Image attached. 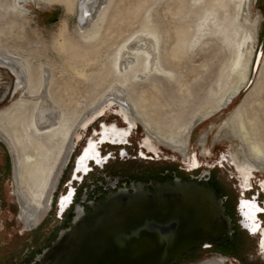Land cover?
I'll list each match as a JSON object with an SVG mask.
<instances>
[{"label": "rangeland", "instance_id": "374dc122", "mask_svg": "<svg viewBox=\"0 0 264 264\" xmlns=\"http://www.w3.org/2000/svg\"><path fill=\"white\" fill-rule=\"evenodd\" d=\"M13 1L0 0V48L28 60L35 89L30 96L25 88L14 94L16 77L0 67V112L7 111L1 124L12 134L15 144L8 146L0 139V264H16L23 254L46 245V230L51 232L57 225L47 217L50 214L29 226L20 219L14 179L17 162L25 178L29 169L25 168V158L33 157L35 174L27 178L26 191L37 205L49 194L60 172L66 150H59L62 142L74 132L81 133L84 127H78L79 121L90 118L98 99L112 86L123 85L115 60L121 58L126 44L130 48L138 45L146 30L156 34V58L172 77L151 75L141 83L130 77L124 90L152 123L161 129L168 125V132L188 134L189 138L186 158L153 143L161 149L157 153L163 160L152 165L183 171V162L189 165V158L192 162L195 156L200 164L215 165L219 161L234 173L231 157L236 154L242 160V151L240 143L223 131V125L237 110L252 141L264 150V0H103L99 28L90 30L87 36L82 35L78 24L80 0H16L20 5L15 1V7ZM234 27L238 34L230 41L228 32ZM261 45L262 54L252 75ZM136 58L133 71L140 72L144 56L138 53ZM43 66L51 73L50 97L62 113L64 127L49 133L36 131L33 125L34 111L39 107L37 96L42 92L38 81ZM247 71V85L229 107L190 130L194 120L215 107L239 83V74ZM117 114L121 116L117 105H113L99 122L120 125ZM133 128L138 129L133 138L144 140L141 126ZM205 133L206 144L201 147L199 138ZM143 164H139V171ZM230 169L211 172L233 188L235 179H231ZM253 175L261 185L264 183V173L256 171ZM224 250H214V254L196 250L182 264L223 258L219 252ZM244 255V262L258 264L252 252ZM224 258L225 264H235L233 259L227 262Z\"/></svg>", "mask_w": 264, "mask_h": 264}, {"label": "flooded vegetation", "instance_id": "af4514ba", "mask_svg": "<svg viewBox=\"0 0 264 264\" xmlns=\"http://www.w3.org/2000/svg\"><path fill=\"white\" fill-rule=\"evenodd\" d=\"M11 73L16 77L15 73L12 71ZM18 91L15 82L14 94ZM110 108L90 116L82 126L84 128L80 129L81 133H77V138H74L71 153L60 171L46 213V215L50 214L47 217L57 224L54 227L52 223L51 232L46 230L48 243L30 254H23L22 261L16 264H39L36 258L51 247L60 232L70 228L79 214L87 213L91 206L98 205L111 194L119 190L132 192L131 188L138 185L154 193L156 186L172 184L177 179L182 183L194 182L211 188L217 200L223 204L225 214L231 220L232 230V235L224 238L220 244H211L207 248L201 245L192 249L184 254L177 264H182L196 250L214 254L212 252L217 249L226 250L219 252V255L226 257L227 262L233 259L235 264H248L244 262L242 255L246 254L244 257H247V254L252 252V256L259 260L257 263L264 264V250L260 247V242L264 241V211H256L250 207L255 204L257 208L264 209V185L257 182L254 177L256 171L252 172V178L245 179L240 176L241 173L237 169L233 173L228 166H221L219 161L215 165L203 162L200 164L195 156L191 158L192 162L189 158V165L183 162L184 172L178 167L169 170L170 168L152 165L163 160L157 153L161 149L157 150L152 146L154 148L152 151L145 141L146 138L135 140L133 137L138 129L133 128L126 114L119 110L121 116L117 114V117L121 121L120 125L99 122ZM95 125L97 128H93ZM89 131L90 133L87 134ZM90 144L95 145L94 150L89 147ZM85 152H88L89 156L82 159ZM95 153L99 155L95 156ZM231 160L235 168L236 160L233 156ZM141 163H144L143 170L139 171ZM216 168L230 169L233 176L231 179H235V187L231 188L211 172ZM69 193L71 198L66 201L65 197ZM253 224L259 226L255 233L252 232Z\"/></svg>", "mask_w": 264, "mask_h": 264}, {"label": "water", "instance_id": "95a60500", "mask_svg": "<svg viewBox=\"0 0 264 264\" xmlns=\"http://www.w3.org/2000/svg\"><path fill=\"white\" fill-rule=\"evenodd\" d=\"M131 189L119 190L79 214L36 262L176 264L188 251L220 244L232 235L231 220L211 188L177 179L156 186L154 193L140 185Z\"/></svg>", "mask_w": 264, "mask_h": 264}, {"label": "bare ground", "instance_id": "6f19581e", "mask_svg": "<svg viewBox=\"0 0 264 264\" xmlns=\"http://www.w3.org/2000/svg\"><path fill=\"white\" fill-rule=\"evenodd\" d=\"M15 1L16 0L13 1L14 2L13 6L15 7L16 3L17 6H19L20 4L17 1L15 3ZM102 1L103 0L79 1L78 24L80 30L82 31V35L87 36L90 33L89 32L90 30H94L96 27L99 28L98 26L101 23L100 20L101 12L103 11ZM237 34H238L237 29L235 27L232 28L228 32L229 40L234 41ZM141 35L144 36L145 38L138 40L137 42L138 45H135V47L130 48L128 44H126L123 47V51L119 55L121 56V58L119 57L115 60L114 65L116 71L118 72V77L122 78L123 80L122 81L123 85L128 82V78L130 77L136 78V81L140 83L151 75L170 77V78L172 77V75L169 72L165 71V69L162 68V66L158 61V58H156V52H157L156 34L153 31L146 30ZM238 47L239 45H237V49ZM138 53H141L144 56V58H142L143 60L142 70L140 72L133 71L134 65L139 59L136 58ZM0 67L6 68L8 70H11L13 73H15L17 77L16 90H21L22 88H25L29 96L34 92L33 89H35L34 88L35 81H33V75L31 73L30 64L26 58H23L5 49L0 48ZM49 72L46 67L44 66L40 67L39 70L40 79L38 82L41 85L40 90H42V92L37 96L39 107L36 109V111H34L35 116H33L34 117L33 125L34 128L37 129L36 131H39L40 129L48 130V132L46 133H49L50 131H57V129L59 128L60 129L64 128L62 127L63 126L62 113L60 115L58 109L54 106L50 97V87H51L52 78H51V73ZM249 75H250L249 71H247L246 74H239L238 76L240 77L239 83L238 84L236 83L237 85L235 87L229 89L225 93V95L218 101L215 107L199 115L192 123L190 130L191 128H193L192 130H195V128H199L204 123L212 119L213 116L215 117V115L219 111H223L227 109L231 104V102H233V100L240 95L242 89L247 85ZM123 85L119 87L112 86L105 93L103 97H101L100 99L97 100V102H95L94 106L90 110V115L93 116L99 112H102L103 110L108 109L113 105H117L119 110L129 117L133 126H136L137 124L141 126V128L144 131V135L146 136L145 141L152 151H154V148L152 146H154V144H159L161 147L168 148L169 151H172L176 154H180L181 156L186 157L188 154V141H189L188 134L184 136L183 134L180 133L168 132L167 131V129L169 128L168 125H166L163 129H161L160 127L152 123L147 113L141 112L142 110L139 109V106L131 100L130 96L125 92L124 90L125 88ZM5 115H7V111L0 112V139L4 141L8 146L13 144L15 147L14 141H12L11 139L12 134H10V132L6 130V128L3 127L1 124V120H3L2 117L3 116L5 117ZM87 119L88 117L84 119L81 118L79 121L80 125L78 127L79 128L82 127ZM13 120L12 123L15 122V120L14 121ZM223 129H224L223 131H226V135L227 134L231 135L235 140H237L240 143L243 159L242 160L238 159L236 154H233L236 160L235 169L240 171L241 173L240 176H243L245 179H250L253 177L252 172L254 171L257 172L261 171L262 173H264V150L260 147L259 144L252 141V139L250 138L249 134L246 131V125L244 123V119L240 110H237L236 113H234L232 117L224 123ZM75 133L76 132H74L72 137L67 138L65 141H63L62 143L64 144L61 143L62 145L60 146L59 150H62L63 148L64 150L65 149L66 150L61 159V166L59 167L60 168L59 171H62V168L64 167L65 163L69 158V155L73 147V143L77 138V135ZM206 139H207L206 133L201 135V137L199 138V145L201 147L205 146ZM16 158L18 159L17 155ZM32 160L33 157L30 158L28 156L25 158L26 161L25 168L29 167V169H26L28 170V173L26 174L28 176L25 177L26 179L24 178L23 175V173L25 174V172H23V169L20 166L19 161L17 162L19 167L16 164L17 167L15 168L14 171V179L16 181V196L18 199L19 210H20L19 217L28 226L30 222L38 223L43 218V216L46 215L48 206L50 204L49 203L50 198L54 193L56 183L60 174L59 172V174L57 173L56 176L54 177L56 181H53L52 188L50 189L49 194L45 198H43V200H41L40 203H37V205H35L34 201L32 200V194L26 191L27 188L29 189V184L27 182L29 176L31 177L32 175L34 176L35 174L34 167H36V164ZM225 262L226 260L223 256V258L218 257V259L207 261L204 264H225Z\"/></svg>", "mask_w": 264, "mask_h": 264}, {"label": "snow or ice", "instance_id": "6c2138e0", "mask_svg": "<svg viewBox=\"0 0 264 264\" xmlns=\"http://www.w3.org/2000/svg\"><path fill=\"white\" fill-rule=\"evenodd\" d=\"M89 147L91 149H93V150L95 149V145L94 144H90ZM98 155H99V153H95V156H98ZM88 156H89V153L88 152H85V155H84V157H82V159L88 158ZM70 198H71V193H69V195L67 197H65V200L66 201L67 200H70ZM250 207L253 208V209H255L256 211H264V209L257 208V206L255 204L250 205ZM250 218H251V214H250ZM258 227H259L258 225L253 224V226H252V232L253 233L257 232ZM260 247H261L262 250H264V241H261L260 242Z\"/></svg>", "mask_w": 264, "mask_h": 264}]
</instances>
